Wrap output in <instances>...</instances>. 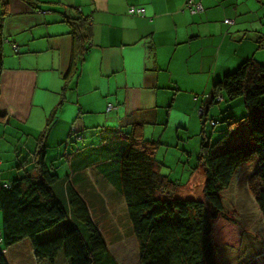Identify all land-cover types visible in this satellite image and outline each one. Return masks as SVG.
I'll list each match as a JSON object with an SVG mask.
<instances>
[{
    "label": "trees",
    "instance_id": "trees-1",
    "mask_svg": "<svg viewBox=\"0 0 264 264\" xmlns=\"http://www.w3.org/2000/svg\"><path fill=\"white\" fill-rule=\"evenodd\" d=\"M21 1L40 9L36 0ZM9 3L10 0H0V98L5 43L12 44L13 52L20 54L19 47L3 37ZM70 24L74 46L71 66L64 76L63 97L77 61L89 52L92 34L83 17L72 19ZM263 97L264 64L255 59L244 61L218 80L212 94L204 97L205 103L199 106L204 129L198 164L193 169L204 171V200L178 197L184 185L163 174V164L157 160L161 141L146 139V122L134 118L96 128L101 144L79 148L70 155L71 171L61 177L57 167L47 162L48 139L59 111L56 108L34 148H18L15 158L20 161L12 163L5 175L4 162L0 161V264H10L7 255L22 243L31 247L35 264H120L98 224L101 218L94 213L96 203H102L100 193L107 188L90 186L92 171L97 180L116 191L117 199L123 200L130 233L138 244L140 264H217L220 250L240 249L246 233L226 212L222 192L230 188L239 168L254 159L258 167L249 178V187L264 221ZM237 101H241L243 113L238 110L230 114L229 104ZM64 102L65 98L61 103ZM224 103L226 107L210 117L212 109ZM113 110L112 105L108 106L107 113ZM13 120V115L0 113V124L9 127L16 122ZM206 124L213 131L220 124H225L226 129L214 141L213 135L205 131ZM84 136L77 135L67 145L78 144ZM30 163L35 175L27 170ZM62 223L55 237H41Z\"/></svg>",
    "mask_w": 264,
    "mask_h": 264
},
{
    "label": "crops",
    "instance_id": "crops-1",
    "mask_svg": "<svg viewBox=\"0 0 264 264\" xmlns=\"http://www.w3.org/2000/svg\"><path fill=\"white\" fill-rule=\"evenodd\" d=\"M36 1L40 9L10 0L3 27V37L16 44L20 54L13 53L12 44L4 45L9 51L0 113L23 121L38 107L39 91L62 92L74 46L70 21L80 17L91 28L89 52L70 75L64 104L79 108L76 117L82 129L134 118L146 122L147 139L146 130L168 129L172 122L179 130L188 128L187 121L173 115L192 114L215 83L244 61L264 64V0H193L202 7L198 13L190 10L189 0ZM132 7L145 14L130 15ZM236 104H229L230 114L243 113L241 101ZM111 105L114 110L108 114ZM222 109L219 105L218 111ZM198 171H192L191 179ZM100 194L102 203L96 207L103 218L108 202L105 193Z\"/></svg>",
    "mask_w": 264,
    "mask_h": 264
},
{
    "label": "rangeland",
    "instance_id": "rangeland-1",
    "mask_svg": "<svg viewBox=\"0 0 264 264\" xmlns=\"http://www.w3.org/2000/svg\"><path fill=\"white\" fill-rule=\"evenodd\" d=\"M6 44L5 46H7ZM8 51L9 47H4L5 56L8 55ZM24 65H29V63L26 62ZM70 96L71 93H68V98ZM63 100V93L58 92L57 88H50L46 92L39 91L35 98L38 107L34 108L30 119L23 121L14 116L15 120L13 121L16 122L10 123L9 127L3 123L0 124L3 125L0 126V161L4 162V165H2L4 175L11 168L12 163L20 161L15 158V151L18 148H26L29 151L34 148L35 140L46 129L47 120L56 108H59V111L55 118L56 124L52 126L48 139L47 162L50 166L57 167L61 177H65L71 171L68 162L70 155L75 154L79 148H90L101 144L99 130L88 127L82 129V126L77 123L76 117L79 108L69 102L62 104ZM225 105L227 104H222V107H226ZM199 108H196L192 114L189 112L180 113L181 117L173 115L175 120L184 119L187 121L188 128L179 130L177 125L172 122L168 129L146 130V136L149 140L161 141L156 155L157 160L163 164L162 173L168 176L171 181L184 185L177 193L178 197L182 199L204 200V171L200 169L191 179V172L198 164L197 159L201 147L202 130L204 129ZM218 110L219 107H214L210 117L219 114ZM224 128L226 129V125L220 124L213 131L211 125L206 124L205 131L208 136L213 135V140L216 141L222 135ZM81 134H85L84 140L76 145H67V142H73L77 135ZM188 152L193 155H189ZM26 153L25 151L24 154ZM31 166L33 168L32 163L28 164L26 166L28 167L27 170L32 171ZM257 167V159L242 165L230 188L222 192L226 212L244 227L246 233L240 249L223 248L220 250L217 264H247L248 262L249 264H264V221L254 199L252 189L250 190L249 187V178ZM31 173L34 174V171ZM90 178V186L107 188L104 191V197L108 202L106 206L107 214H104V217L98 220V224L112 254L120 264H140L138 244L130 233V225L126 217L123 200L117 199L116 191L109 188V184L100 181V179L97 180L93 171L90 173ZM109 189H111V192H109ZM109 194L114 196L111 198H114L115 202L112 203L113 199L110 198ZM94 208L96 209L94 213L97 214V217H100L102 213L100 207ZM1 223L0 213V226ZM62 225L64 223L43 233L41 237H55ZM30 250V247L26 244H22L18 249L13 248L7 255L10 264H35L33 257L31 258ZM227 256L232 259L226 258ZM59 264L63 263L60 261Z\"/></svg>",
    "mask_w": 264,
    "mask_h": 264
},
{
    "label": "built area",
    "instance_id": "built-area-1",
    "mask_svg": "<svg viewBox=\"0 0 264 264\" xmlns=\"http://www.w3.org/2000/svg\"><path fill=\"white\" fill-rule=\"evenodd\" d=\"M189 8L192 10L193 13H198L202 11V7L193 3V0L189 1ZM129 14L132 16H135V15L143 16L145 14V10L132 7L129 10ZM226 23L227 24L231 23V21H226ZM17 49L18 48H15V51H17Z\"/></svg>",
    "mask_w": 264,
    "mask_h": 264
}]
</instances>
